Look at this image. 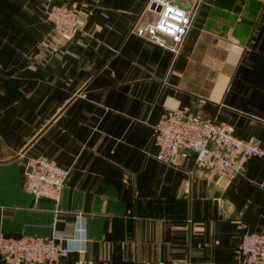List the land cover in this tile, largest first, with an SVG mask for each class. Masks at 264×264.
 <instances>
[{
  "label": "crops",
  "instance_id": "crops-1",
  "mask_svg": "<svg viewBox=\"0 0 264 264\" xmlns=\"http://www.w3.org/2000/svg\"><path fill=\"white\" fill-rule=\"evenodd\" d=\"M171 1L191 15L176 53L131 29L156 19L148 0H0L1 234L83 243L55 264H236L241 233L264 231V158L228 180L155 143L184 106L264 144V0ZM59 3L70 36L46 16ZM40 155L68 168L58 200L24 187Z\"/></svg>",
  "mask_w": 264,
  "mask_h": 264
},
{
  "label": "built area",
  "instance_id": "built-area-1",
  "mask_svg": "<svg viewBox=\"0 0 264 264\" xmlns=\"http://www.w3.org/2000/svg\"><path fill=\"white\" fill-rule=\"evenodd\" d=\"M147 7L156 12V19L135 23L131 29L178 52L190 25V12L171 0H148ZM46 16L62 36H70L77 26L76 10L66 3L49 4ZM155 143L159 160L176 167L192 160L208 176L223 175L228 180L242 173L252 157L264 158V144L257 138H241L231 124L184 106L162 112L155 124ZM67 174L68 168L46 156L29 157L23 184L36 197L58 200ZM192 225L188 217L184 226L189 230ZM71 250L83 251V243L73 246L55 236L0 233V260L7 264H55ZM233 254L236 264H264V231L244 230Z\"/></svg>",
  "mask_w": 264,
  "mask_h": 264
},
{
  "label": "water",
  "instance_id": "water-1",
  "mask_svg": "<svg viewBox=\"0 0 264 264\" xmlns=\"http://www.w3.org/2000/svg\"><path fill=\"white\" fill-rule=\"evenodd\" d=\"M235 0H215V3L222 7L231 8Z\"/></svg>",
  "mask_w": 264,
  "mask_h": 264
}]
</instances>
